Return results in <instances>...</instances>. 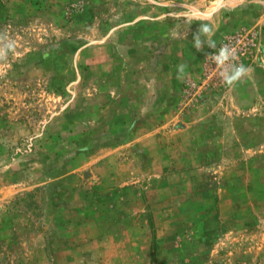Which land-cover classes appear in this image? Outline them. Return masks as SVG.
<instances>
[{
  "label": "rangeland",
  "instance_id": "374dc122",
  "mask_svg": "<svg viewBox=\"0 0 264 264\" xmlns=\"http://www.w3.org/2000/svg\"><path fill=\"white\" fill-rule=\"evenodd\" d=\"M9 42L0 264H264V0H0Z\"/></svg>",
  "mask_w": 264,
  "mask_h": 264
},
{
  "label": "clouds",
  "instance_id": "9594fccd",
  "mask_svg": "<svg viewBox=\"0 0 264 264\" xmlns=\"http://www.w3.org/2000/svg\"><path fill=\"white\" fill-rule=\"evenodd\" d=\"M239 2H242V0H239ZM162 18L166 19V14ZM212 35L213 31L210 25L208 23H200L197 32L193 34V47L197 51H201L205 44L209 48H216L215 41L211 39ZM201 37H206V39H202ZM13 48L14 44L11 42L0 46V60L6 59L8 51ZM213 58L216 65L221 68L220 75L228 86H234L249 72V69L245 65L232 63L236 59L235 49L229 48L228 46H221ZM184 68L185 65L181 64L178 66V71L182 73Z\"/></svg>",
  "mask_w": 264,
  "mask_h": 264
},
{
  "label": "built area",
  "instance_id": "2783aa9c",
  "mask_svg": "<svg viewBox=\"0 0 264 264\" xmlns=\"http://www.w3.org/2000/svg\"><path fill=\"white\" fill-rule=\"evenodd\" d=\"M239 38H240V37H239ZM239 38L236 37V38H234V40L231 39V41L228 42L226 46H228L229 48H232V47L234 46V44H235L234 41L238 40Z\"/></svg>",
  "mask_w": 264,
  "mask_h": 264
}]
</instances>
